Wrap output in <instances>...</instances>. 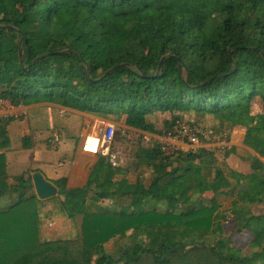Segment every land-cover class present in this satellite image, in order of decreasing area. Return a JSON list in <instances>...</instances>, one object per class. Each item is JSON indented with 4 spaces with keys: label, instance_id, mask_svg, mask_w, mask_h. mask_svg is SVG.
<instances>
[{
    "label": "trees",
    "instance_id": "obj_1",
    "mask_svg": "<svg viewBox=\"0 0 264 264\" xmlns=\"http://www.w3.org/2000/svg\"><path fill=\"white\" fill-rule=\"evenodd\" d=\"M0 99L125 116L128 128L159 136L154 115L173 116L171 128L185 115L216 117L221 137L245 129L258 156L231 196L230 182L202 185V172L236 147L164 158L156 144L149 158L184 167L136 191L110 182L79 217L68 212L74 233L48 238L52 199L37 197L31 172L11 177L0 154V200L19 194L0 205V264H264V0H0ZM229 212L231 227L216 236Z\"/></svg>",
    "mask_w": 264,
    "mask_h": 264
},
{
    "label": "crops",
    "instance_id": "obj_2",
    "mask_svg": "<svg viewBox=\"0 0 264 264\" xmlns=\"http://www.w3.org/2000/svg\"><path fill=\"white\" fill-rule=\"evenodd\" d=\"M39 107L52 111V113L48 111L49 114H51L50 120H53V116H55V112H53L52 109H57L61 113L60 117L68 114L73 115L69 118L71 119L69 127L75 130L73 133L69 130V134L73 136H68L66 130L55 129L53 125H50L51 127L46 129L42 127L32 128L31 126L29 128H24L22 124L17 123L24 119L28 121L29 111L34 108L39 109ZM123 117L125 116L116 118L77 112L51 103L28 104L25 117L0 123V154L5 155L7 158L8 173L11 177L20 175V172L27 169L32 175L40 173L46 181L56 187L61 179H66L67 184L64 189L68 191L66 194L75 196L82 195L83 198H87L91 192L106 190L110 182H117L120 180H127L131 190L136 191L139 184L148 186L153 179L171 170L184 167L183 163H177L174 160L160 158L152 160L149 158V150H152L153 146L157 144V140L160 137L159 134H149L130 129L125 124L120 123ZM163 117L167 119L168 123L171 122L172 125L173 116L170 114H157L151 117V122L160 132H166L162 130L163 120L161 118ZM217 119L219 122L215 132L220 134L223 120ZM183 120L192 121V123H201L194 115L190 118L185 115L182 117L181 121ZM208 120L209 117L202 122L203 127L212 135L211 125H206ZM106 125H115L112 143L108 144L106 142H101V150L98 155L85 153L82 146L86 136L88 134H104L107 128ZM78 129H81L82 132ZM121 132L127 134L128 137H123ZM48 133L53 136L46 137ZM244 135L245 129L235 128L230 135L229 141H227L226 135H223L221 139H217L213 144H205L201 141L199 146L200 150L205 149V147L212 150L226 147L237 148L236 154L232 155L227 160L220 155L219 161L216 164L205 168L202 172V185L217 181H228L230 182V187L225 189L224 192L231 196L237 193V189L241 186L245 176L250 173L249 160L254 155L257 157L252 150L243 144ZM207 138L208 137H206V139ZM25 140H28L26 144ZM118 144H121L120 148L117 146ZM62 145H68V147L64 148ZM130 146L132 155L129 156L128 148ZM51 150L56 153L52 155L54 159H48L49 157H46L49 153L53 152ZM25 155L29 156L28 163L26 162ZM37 156L43 157L38 159ZM234 158L237 159L235 166L232 164ZM262 162L264 163V159H262ZM224 163H226L228 168L234 171L235 174L242 170L247 171L242 175L239 186L237 185L239 182L235 180L233 182V179H230L226 174L227 170ZM22 164L26 166L23 168ZM48 167L52 168L53 171L50 172ZM236 175L237 177L239 176L238 174ZM57 188L60 190L59 187ZM114 205L124 211L126 207L130 205V200L115 198ZM220 215L221 216H217L215 224L218 219L221 220L220 222L223 225L220 227L224 234L220 236H224L226 233L224 226L227 225V221L232 222L233 214L229 212L221 213Z\"/></svg>",
    "mask_w": 264,
    "mask_h": 264
},
{
    "label": "rangeland",
    "instance_id": "obj_3",
    "mask_svg": "<svg viewBox=\"0 0 264 264\" xmlns=\"http://www.w3.org/2000/svg\"><path fill=\"white\" fill-rule=\"evenodd\" d=\"M242 1H246V0H242ZM52 110H53V112H55V116H53L54 117L53 120H50L51 114H49V112L52 113V111L39 107V109L34 108V109H31L29 111V117H28L29 120L28 121L26 119H24V120L18 121L17 123L22 124L24 128H29L31 126L32 128L42 127L43 129H46V128H50L51 127L50 125H53V126H55L54 127L55 129L66 130L68 136H73L72 134H69V130L71 133H73L75 131V130L70 129V127H69L70 121H71V119H69V118L73 115L68 114V115H64V116L60 117L61 113L57 109H52ZM256 111H257L256 113L258 114L257 119L253 120L252 122L259 125L262 122V120L259 118L261 116L260 115L261 112H260L259 108H257ZM161 119L163 120L162 121L163 122L162 130H165L166 133L167 132H173V131L175 133L177 128H185V129L189 130V129L194 128V127H199V128H201V130H200L201 131L200 142L202 141L205 144H207V143L213 144L215 141H217V139H221L220 134H217L215 132V129L218 127L217 124L219 122V120L216 117H209L208 122H206V125H208V124L211 125L212 135L209 134L208 130H206L203 127L202 122L201 123H199V122L198 123H192V121L190 122V121H184L183 120V121H181L182 124L174 125L172 128H170L171 122L168 123V121L165 117H163ZM215 120H217V121H215ZM189 123H191V124H189ZM80 125H81V121H80ZM78 130H80L82 132L81 129H78ZM121 134L125 138L128 137L127 134H123L122 132H121ZM51 136H53V135L50 133L46 134V137H51ZM206 137H208V138L206 139ZM64 143H62V144H64ZM62 146L64 148L68 147V145H66V146L62 145ZM117 146L120 148L121 144H118ZM45 150H47V149H45ZM51 151H53V150H51ZM62 151H63V148H62ZM54 154H56V153H54V151H53L52 153H49L48 156H46V157H49L48 159H54V157L52 156ZM128 154H129V156L132 155L131 146L128 148ZM57 156H59V155H57ZM37 157H38V159H40V157H43V156H37ZM25 158H26V162L28 163L29 156L25 155ZM236 160L237 159H235V158L233 159V161H234V162H232L233 166H235ZM25 166H26L25 164H22L23 168ZM48 170L50 172L53 171V169L49 168V167H48ZM28 172L29 171H27V169H24L19 174L23 175V174H27ZM245 172H247V171L242 170V171L237 172L236 174H238L240 177L239 176L237 177V175H236L233 178V182H234V180L239 182L242 175H244ZM237 185L239 186L240 182L237 183ZM18 195L19 194L17 192L8 193L3 199L0 200V205H10L14 201L18 200ZM84 196H86V195H84ZM85 199L86 198H83L82 195L75 196V195H68V194L57 195L56 197H54V199L52 198V201L50 202L51 205L48 206V209H54L55 212L57 213V215H55V217L50 221H48L47 219H44L45 236H47L48 238H50V237L51 238L52 237H62V236H67V235H71L72 233H74L76 230V226H75V224H73V221L69 218L68 212L75 210L76 216L79 217L84 210ZM160 208L164 209V206H160ZM219 216H221V215L219 214ZM220 221L221 220L218 219L217 223L215 224V227H214V232H215L216 236L224 234L223 230L220 227L223 224ZM231 223H232L231 221L230 222L227 221V225L224 226L226 231L231 227ZM254 249H258V248L255 246Z\"/></svg>",
    "mask_w": 264,
    "mask_h": 264
},
{
    "label": "built area",
    "instance_id": "obj_4",
    "mask_svg": "<svg viewBox=\"0 0 264 264\" xmlns=\"http://www.w3.org/2000/svg\"><path fill=\"white\" fill-rule=\"evenodd\" d=\"M28 104L15 105L6 99H0V123L4 121L17 120L23 118L27 114ZM121 124H126V117L121 119ZM182 124L177 122L176 125ZM106 131L102 135L88 134L83 143L82 149L85 153L98 155L100 152L101 142L112 143L115 132V125H106ZM201 129L194 127L189 130L185 128H177L175 133L167 132L161 135L157 144L160 147L162 156L170 158L178 152L189 153L200 150ZM205 150L209 151L208 147Z\"/></svg>",
    "mask_w": 264,
    "mask_h": 264
},
{
    "label": "water",
    "instance_id": "obj_5",
    "mask_svg": "<svg viewBox=\"0 0 264 264\" xmlns=\"http://www.w3.org/2000/svg\"><path fill=\"white\" fill-rule=\"evenodd\" d=\"M161 68H162V64L159 66L158 72H160ZM113 71L114 69L109 71L106 75L111 74ZM33 185L37 197L42 201L52 199L57 195H64L68 193L67 190H59L56 186L46 181L45 178L40 173H36L33 175Z\"/></svg>",
    "mask_w": 264,
    "mask_h": 264
}]
</instances>
